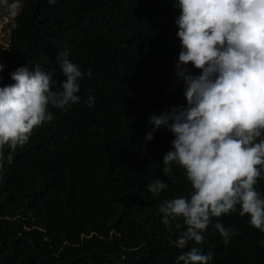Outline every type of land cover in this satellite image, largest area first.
<instances>
[{"label": "trees", "instance_id": "1", "mask_svg": "<svg viewBox=\"0 0 264 264\" xmlns=\"http://www.w3.org/2000/svg\"><path fill=\"white\" fill-rule=\"evenodd\" d=\"M11 3L3 5L10 33L0 42V86L29 61L59 87L63 49L91 76L80 81L79 103L67 111L49 105L51 121L23 146L2 149L0 264H174L192 247L212 251L211 264H264V232L239 204L213 217L233 229L227 245L209 224L203 242L181 249L182 218L179 229L162 223L159 204L192 190L181 166L162 171L173 134L160 128L145 142L150 114L186 103L174 75L181 46L173 0H20L15 16ZM156 179L167 187L153 196L146 185ZM256 188L264 194V178Z\"/></svg>", "mask_w": 264, "mask_h": 264}, {"label": "clouds", "instance_id": "2", "mask_svg": "<svg viewBox=\"0 0 264 264\" xmlns=\"http://www.w3.org/2000/svg\"><path fill=\"white\" fill-rule=\"evenodd\" d=\"M54 4L56 0H48ZM179 9L175 19L181 50L175 77L183 83L186 103L148 117L154 132L164 128L173 134L171 149L163 155V173L170 175L175 163L185 170L192 186L187 196L165 199L159 204L162 223L184 229L175 244L184 249L190 240L204 241L208 225L227 245L234 231L220 217L235 211L247 214L249 223L264 232V194L257 190L264 178V0H173ZM20 0H12L15 16ZM67 49L56 56L65 79L56 81L51 71L36 64L18 66L10 84L0 86V166L5 145L15 150L26 144L34 127L51 121L49 105L67 111L81 97L80 81L87 74L69 59ZM199 69L193 74L188 67ZM5 65L0 63V71ZM95 97L86 101L92 107ZM12 161V156H7ZM167 184L156 179L146 185L158 196ZM214 253L197 247L181 251L174 264H211Z\"/></svg>", "mask_w": 264, "mask_h": 264}, {"label": "rangeland", "instance_id": "3", "mask_svg": "<svg viewBox=\"0 0 264 264\" xmlns=\"http://www.w3.org/2000/svg\"><path fill=\"white\" fill-rule=\"evenodd\" d=\"M4 3H6V0H0V42L4 41V39H6L8 34L10 33L9 30L4 29V27L7 26V23L10 20L7 11L4 10Z\"/></svg>", "mask_w": 264, "mask_h": 264}]
</instances>
